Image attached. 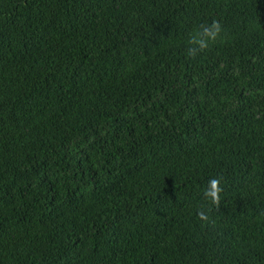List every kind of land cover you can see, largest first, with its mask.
<instances>
[{
    "label": "trees",
    "instance_id": "16d2710c",
    "mask_svg": "<svg viewBox=\"0 0 264 264\" xmlns=\"http://www.w3.org/2000/svg\"><path fill=\"white\" fill-rule=\"evenodd\" d=\"M0 264H264V0H0Z\"/></svg>",
    "mask_w": 264,
    "mask_h": 264
},
{
    "label": "clouds",
    "instance_id": "9594fccd",
    "mask_svg": "<svg viewBox=\"0 0 264 264\" xmlns=\"http://www.w3.org/2000/svg\"><path fill=\"white\" fill-rule=\"evenodd\" d=\"M223 31V25L220 20L213 19L210 24L202 23L194 31V33L189 38V47L187 53L191 57H195L201 52L209 49L210 43L215 42L221 35ZM222 176L211 177L208 180V185L204 190V197L209 202L210 205H215L219 208L221 203V194L224 192V187L222 186ZM211 208L200 209L198 211V218L207 223H214L211 221L209 212Z\"/></svg>",
    "mask_w": 264,
    "mask_h": 264
}]
</instances>
